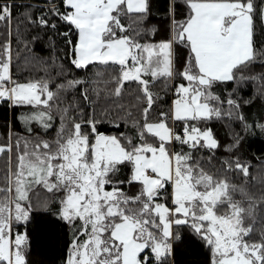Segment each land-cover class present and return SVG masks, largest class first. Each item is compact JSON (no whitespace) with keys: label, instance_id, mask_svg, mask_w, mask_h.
Returning a JSON list of instances; mask_svg holds the SVG:
<instances>
[{"label":"snow or ice","instance_id":"1","mask_svg":"<svg viewBox=\"0 0 264 264\" xmlns=\"http://www.w3.org/2000/svg\"><path fill=\"white\" fill-rule=\"evenodd\" d=\"M182 4L181 19L176 0L169 4L167 37L161 40L145 39L159 31L145 27L150 0H59L49 4L48 13L26 16L52 30L57 25L48 14L58 17L68 28L62 35L69 64L98 69L96 79H69L65 73L71 69L58 65L60 82L47 68L44 77L20 82L12 72V39L0 43V102L28 109L18 116L27 135L10 132L0 144V157L7 158L0 176V264H27L28 232L14 228L26 226L34 212L52 203L59 220L74 229L65 264H168L173 241L180 239L173 227L180 225L208 247L210 264H264V195L254 196L227 175L239 174L247 182L253 166L234 157L213 173L203 166L211 156L202 162L194 155L220 147L202 122L234 112L244 120L240 102L222 100L217 85L264 82V74L243 75L250 65L264 63V48L255 40L258 23L264 26V2ZM11 20L12 5L0 0V22L10 26ZM181 48L182 69L177 67ZM157 82L171 87L174 99L152 119L160 99L153 91ZM76 89L83 106L65 103L64 93ZM259 91L264 95V87ZM130 94L135 103L120 102ZM101 99L111 100L112 107L100 106ZM128 121L133 135L102 130L106 122L119 129ZM239 143L237 134L229 148ZM123 169L128 174L121 180ZM125 185L137 186V192L129 195ZM38 191L47 195L34 199Z\"/></svg>","mask_w":264,"mask_h":264},{"label":"trees","instance_id":"2","mask_svg":"<svg viewBox=\"0 0 264 264\" xmlns=\"http://www.w3.org/2000/svg\"><path fill=\"white\" fill-rule=\"evenodd\" d=\"M3 2L12 5V20L10 26L5 22H0V43L6 39H12L13 41L14 66L12 72L15 79L20 82L29 79H40L46 75L45 69L47 68V74H50L56 82H60V77L56 75L54 70L58 65L71 69L70 72L65 73L69 79L73 77L82 79L91 77L96 79L94 73L98 69L89 68L82 71L72 68L69 64V50L65 44V37L62 35V33L68 31V28L58 17L48 14L49 22L57 25L55 30L40 28L35 24L29 23L26 19L29 13H31L33 19L42 13H48L49 4L51 2L58 4L59 0H3ZM171 2L172 0H150L151 11L145 27L151 28L155 26L159 31L156 32L155 36H146V40H161L167 37L169 23L167 10ZM256 2L259 6L264 0H256ZM176 3L179 5L176 8L177 18L181 19L185 9L182 0H176ZM9 31L11 36H9ZM255 40L257 48H264V26L259 25V23ZM177 56V67L182 69L184 57L186 56L184 49H179ZM260 74H264V63L257 62L243 70V75L246 77ZM108 78L106 74L102 80ZM100 87H104L103 83L100 84ZM262 87H264V82L259 80L229 82L217 85L215 92L221 96L222 100L226 101L228 98H232L240 102L239 114L244 117V120L237 119L234 112L232 117L202 122V126L212 128L220 147L214 151L203 149L194 154L202 162L208 161V157L211 156L212 159L203 163V166L206 170L213 173L217 169L222 168L224 160H231L234 157H239L242 162L251 164L253 167L250 168L247 182L239 174L228 172L227 175L233 183L243 184L246 190L256 197L264 195V129L260 127L261 124H264V95H261L259 91ZM153 91L157 92L160 97L157 106H154V110L151 113V118L155 119L161 111L168 110L174 96L172 88L164 87L160 82L156 83ZM229 94H232L231 97H229ZM64 98L65 103L75 101L81 106L84 105L79 89L64 93ZM245 100L251 102L244 104L243 101ZM120 102L125 105H132L135 103L134 94L126 96ZM99 104L105 108L112 107L111 100L101 99ZM143 106L141 105V107ZM221 107L223 109L229 108L226 103L222 104ZM26 111H28L26 107L16 108L6 102H0V144L7 141L10 132L20 136L27 135L24 130L25 126L18 119V116ZM84 111L88 113L89 109L85 106ZM132 112L133 117L139 119V111L133 109ZM113 114H115L114 109ZM58 123L59 120L57 119L56 124ZM130 125V121L121 123L120 128L117 129L106 122L102 130L111 134L124 132L133 135L134 129ZM246 125L251 127L246 128ZM177 131H180L179 126H177ZM237 134H239L240 143L235 148H229L230 145H233ZM181 147L187 150L186 146L173 145L176 150L181 149ZM6 162V157H0V176L3 175L6 169ZM127 174V169H123L118 178L124 180ZM253 177H255V180ZM124 190L129 195H134L137 192V186L125 185ZM46 195L45 192L38 191L34 199L43 198ZM57 212V205L52 203L48 209L34 212L26 226L16 225L19 231L26 230L29 235V244L26 252L27 264H65L74 229L72 226L60 221ZM173 231L178 233L180 239L173 241L168 264H210L208 247L188 226H174ZM257 238L256 236L253 237V239Z\"/></svg>","mask_w":264,"mask_h":264},{"label":"rangeland","instance_id":"3","mask_svg":"<svg viewBox=\"0 0 264 264\" xmlns=\"http://www.w3.org/2000/svg\"><path fill=\"white\" fill-rule=\"evenodd\" d=\"M171 207V206H170ZM14 231H18V232H21V231H19V229L15 226V228H14Z\"/></svg>","mask_w":264,"mask_h":264}]
</instances>
